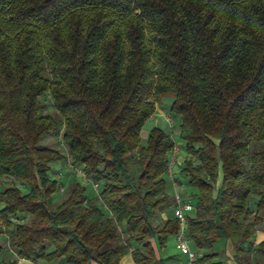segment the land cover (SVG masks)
<instances>
[{
	"label": "trees",
	"instance_id": "obj_1",
	"mask_svg": "<svg viewBox=\"0 0 264 264\" xmlns=\"http://www.w3.org/2000/svg\"><path fill=\"white\" fill-rule=\"evenodd\" d=\"M45 93L59 119L44 111ZM162 93L189 155L179 173L195 188L191 248L225 240L237 264H264V238L252 248L264 223V0H0V175L27 187L0 190L16 258H173L152 242L159 251L179 231L172 213L153 222L172 212L165 174L175 142L158 126L140 137ZM60 131L67 153L40 142ZM67 158L100 185L96 195L75 180L56 200L51 163ZM217 257L196 264H223Z\"/></svg>",
	"mask_w": 264,
	"mask_h": 264
},
{
	"label": "rangeland",
	"instance_id": "obj_2",
	"mask_svg": "<svg viewBox=\"0 0 264 264\" xmlns=\"http://www.w3.org/2000/svg\"><path fill=\"white\" fill-rule=\"evenodd\" d=\"M40 100L44 103V111L55 115L56 118L59 119V116L56 114L52 106L51 98L49 94L45 93L40 95ZM171 100H172L171 93H162L159 97V102L156 103V108L154 112L150 117H148L145 120L142 129L144 131L146 130L148 131L151 127L158 126L171 135L172 139L175 142V145L178 146V150L174 153L173 151L169 153V158L173 157L174 160L170 170L167 172V174H165L166 190L169 199H172L173 193L175 191H178L182 197L189 198V200H191L190 195L195 192V188L188 185L185 178L179 173V169L180 166L183 164V160L189 155L185 152L184 143L179 136V117L172 115L169 112V105L171 103ZM59 126L60 128H62L63 124L60 122ZM145 139H146L145 137H141V142L144 143ZM40 142L45 146H49L51 148L58 150L61 153H67V149L61 139V131L57 135L52 133L43 134L40 139ZM50 175L58 182V191L55 194L57 196L56 200H59L60 198L63 197V195L65 194V190L67 189L66 188L67 185L75 180L85 185L86 190L90 195H96L99 191L100 185L91 182V180L85 177L81 173L79 166L71 165L69 162V158L60 162L55 161L51 163ZM11 183L18 184L22 191H25L27 189L26 185L23 182L21 181L14 182V180L11 177L0 175V190ZM171 213L172 212L170 210V207L167 205L166 210L163 209V211L157 212L153 220L154 224L161 222L164 216H166L167 214L170 215ZM26 220H28V218H25L24 220H20V221H26ZM257 226L259 227L261 225L257 224L256 227ZM262 226L264 227V224ZM122 227H120L121 228L120 241L125 240L127 236L126 233L124 232V228ZM254 239L255 238L253 234L252 248L256 244V242H254ZM224 244H230V243H224V241L218 240L216 244L208 251L203 249L199 250L197 248H194V250L196 251V254L199 256H201L205 252L216 251L218 257L215 258L214 260H219L220 258H222L223 261H225V264H227L228 260L226 258H229L228 254L230 253V251L228 250V248H224L225 247ZM0 245H2V250L0 251V259L10 260V258L12 257L16 258V255L13 253V250L10 247V243L8 241V231H5L2 226H0ZM162 252L165 254L166 257L175 256L176 254H178L179 251L175 246L174 236H170L167 239L165 247L163 248ZM253 254L254 253H252L251 257H254ZM169 262L170 264H176L174 258L170 259Z\"/></svg>",
	"mask_w": 264,
	"mask_h": 264
},
{
	"label": "built area",
	"instance_id": "obj_3",
	"mask_svg": "<svg viewBox=\"0 0 264 264\" xmlns=\"http://www.w3.org/2000/svg\"><path fill=\"white\" fill-rule=\"evenodd\" d=\"M178 150V146L174 145L173 153ZM173 157L169 158V170L173 164ZM172 216L177 219L179 231L174 235L175 245L180 254L185 256L184 261H180L178 264H196L197 254L194 249L191 248L188 239L186 238V222L187 217L194 209L193 203L189 198H184L178 191H175L171 199Z\"/></svg>",
	"mask_w": 264,
	"mask_h": 264
},
{
	"label": "crops",
	"instance_id": "obj_4",
	"mask_svg": "<svg viewBox=\"0 0 264 264\" xmlns=\"http://www.w3.org/2000/svg\"><path fill=\"white\" fill-rule=\"evenodd\" d=\"M147 133L148 131H144L142 128H141V132H140V137H145L147 136ZM261 226H257L256 227V230H255V233H254V242H258L259 240L263 239L264 238V227L262 226L264 223H259ZM220 241H224V243H230L228 241H225V240H220ZM153 245H154V248L156 250V254L157 255H160L161 257L165 258V254L162 252L163 248L161 250L158 251V249L156 248L154 242H152ZM176 244V243H175ZM176 246V245H175ZM224 248H228V250L230 251V253H226L228 254V257L229 258H226L228 261H227V264H237V262L234 260L233 258V253H234V249L232 247L231 244H224ZM233 249V250H232ZM232 250V251H231ZM14 253V251H13ZM15 254V253H14ZM174 260L176 261V264H178L180 261H184L185 260V256L180 254L178 252V254H176L175 256H173ZM173 258H169L166 260V263L167 264H170L169 260L170 259H173ZM14 259L13 257L10 258V260ZM17 260V264H67L63 259H58V260H55V261H52V262H49V263H46L42 260H29V259H25V258H20V257H17L16 258ZM219 260L222 261L223 264H225V261H223L222 258H220ZM95 264V263H94ZM119 264H135L133 259H132V256L130 254V252H127L125 253L120 261H119Z\"/></svg>",
	"mask_w": 264,
	"mask_h": 264
}]
</instances>
